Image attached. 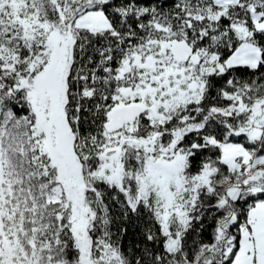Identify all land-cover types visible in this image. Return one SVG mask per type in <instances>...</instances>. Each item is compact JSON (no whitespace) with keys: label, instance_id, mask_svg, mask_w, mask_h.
<instances>
[{"label":"snow or ice","instance_id":"obj_1","mask_svg":"<svg viewBox=\"0 0 264 264\" xmlns=\"http://www.w3.org/2000/svg\"><path fill=\"white\" fill-rule=\"evenodd\" d=\"M0 264H264V0H0Z\"/></svg>","mask_w":264,"mask_h":264}]
</instances>
